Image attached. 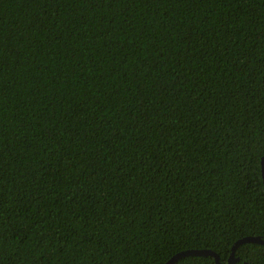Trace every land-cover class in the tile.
Here are the masks:
<instances>
[{"label": "trees", "instance_id": "obj_1", "mask_svg": "<svg viewBox=\"0 0 264 264\" xmlns=\"http://www.w3.org/2000/svg\"><path fill=\"white\" fill-rule=\"evenodd\" d=\"M263 159L264 0H0V264H227Z\"/></svg>", "mask_w": 264, "mask_h": 264}, {"label": "water", "instance_id": "obj_2", "mask_svg": "<svg viewBox=\"0 0 264 264\" xmlns=\"http://www.w3.org/2000/svg\"><path fill=\"white\" fill-rule=\"evenodd\" d=\"M262 173H263V179H264V159L262 161ZM248 243L259 244V245L264 246V239H262L260 237H245V238L240 239L239 241H237L234 244V246L232 247V253H231L230 259L227 262V264H236L237 259H235V253H236L237 249L241 245L248 244ZM190 256H201V257L210 256V257H213L215 259L216 264H221L219 255L217 253H215L214 251H212V250H189V251H184V252L176 254L166 264H175L180 259L185 258V257H190Z\"/></svg>", "mask_w": 264, "mask_h": 264}]
</instances>
